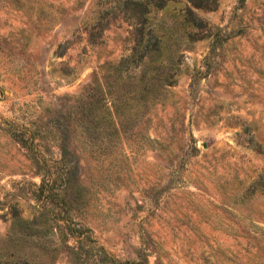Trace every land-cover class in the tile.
Instances as JSON below:
<instances>
[{
    "label": "rangeland",
    "instance_id": "374dc122",
    "mask_svg": "<svg viewBox=\"0 0 264 264\" xmlns=\"http://www.w3.org/2000/svg\"><path fill=\"white\" fill-rule=\"evenodd\" d=\"M208 1L0 0V264H264V0Z\"/></svg>",
    "mask_w": 264,
    "mask_h": 264
},
{
    "label": "trees",
    "instance_id": "16d2710c",
    "mask_svg": "<svg viewBox=\"0 0 264 264\" xmlns=\"http://www.w3.org/2000/svg\"><path fill=\"white\" fill-rule=\"evenodd\" d=\"M135 2H141V0H134ZM189 2V4H191L194 7H199V8H209L211 6H213V3H209L208 0H187ZM212 2H215L214 0H212ZM158 4V3H156ZM163 4V3H162ZM164 5V4H163ZM144 12L147 13L148 9H144ZM142 14V13H141ZM134 18L139 19V15L134 14L133 15ZM184 19L188 22H190L191 24H193L194 26H198L199 24H197V20L194 17V13L191 7L186 6L185 7V14H184ZM146 18L144 17L141 21L137 22V25L135 26V29L137 28V30H140V33L144 32V22H145Z\"/></svg>",
    "mask_w": 264,
    "mask_h": 264
}]
</instances>
